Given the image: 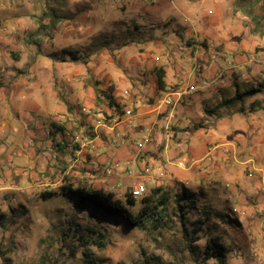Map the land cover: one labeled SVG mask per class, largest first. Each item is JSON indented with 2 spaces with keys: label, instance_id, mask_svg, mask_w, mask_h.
I'll return each mask as SVG.
<instances>
[{
  "label": "crops",
  "instance_id": "crops-1",
  "mask_svg": "<svg viewBox=\"0 0 264 264\" xmlns=\"http://www.w3.org/2000/svg\"><path fill=\"white\" fill-rule=\"evenodd\" d=\"M94 1L92 8L102 12L99 26L94 34H84L86 18L76 19L70 34L78 38L76 49L50 52L40 39V48L14 50L10 36H0V196L11 204L23 193L35 198L37 190L46 187L119 192L136 182L162 185L169 177L168 184L177 188L174 195L182 188L194 195L198 210L190 216H200L203 207L228 209L234 231L242 233L240 250L260 247L264 68L251 61L264 54L240 48L238 1L186 0L183 6L172 0ZM208 2L212 8L206 10ZM58 3L66 11L62 19L83 9L78 8L80 0ZM168 38L180 42L181 48L167 46ZM133 46L137 53L124 61L126 48ZM70 51L84 58L70 59ZM183 52L191 56L190 69L185 68ZM188 86L194 92L187 93ZM81 91L88 101L75 109L66 93ZM170 92L180 100L171 125L174 139L167 140L162 125L168 108L161 99ZM107 97L125 104V109L133 106L134 123L109 127L122 112H115ZM98 122L103 125L97 127ZM147 134L150 143L137 151L136 144ZM240 153L245 154L241 164L250 165L241 187L240 167L230 162L240 166ZM174 160H185L186 168ZM115 164L113 174L106 176ZM228 175L235 179L224 185L229 189L222 195L223 186L217 191V178L211 176ZM213 222L220 228L221 222Z\"/></svg>",
  "mask_w": 264,
  "mask_h": 264
},
{
  "label": "rangeland",
  "instance_id": "rangeland-1",
  "mask_svg": "<svg viewBox=\"0 0 264 264\" xmlns=\"http://www.w3.org/2000/svg\"><path fill=\"white\" fill-rule=\"evenodd\" d=\"M58 1L60 0H0V36L4 38L10 36L14 50L19 47L40 48L36 45L40 39L43 41L42 48L50 52L69 46L76 49V45L79 44L78 38L70 35L73 34L76 19L86 18L88 30L84 27L83 33L94 34L102 12L92 8L91 0H80L78 8L83 9L74 12L69 10L72 16L62 19L61 17L65 16L63 12L66 11L61 9ZM172 1L183 6L186 0ZM236 1L240 4V48L245 45L250 52L254 50L257 54H264V0ZM209 8H212V2H208L205 9ZM179 19L183 23L181 16ZM67 34H69L67 39L60 37ZM172 38L167 39L166 45L171 43L173 49L181 48V43L173 42ZM136 53V46H133L126 48L122 57L124 61L129 62L131 56ZM181 56L185 68L190 69L193 63L191 56L187 52L181 53ZM260 57L250 56V59L254 58L252 64L255 63L262 69L264 58ZM66 95L69 97V105L75 109L88 101L83 91ZM119 106L122 111L125 110V104ZM128 108L136 111L133 106ZM171 131L174 139L172 128ZM177 144L174 142L175 147H179ZM244 155L240 153V166L230 159L234 167H240V187L247 179L245 172L250 168V165L241 164ZM174 163L178 164L180 161L174 160ZM214 178H217L219 184L217 191L221 185L223 186L220 189L222 195L229 189L227 186L224 188V185L232 183L235 179L229 175L211 176V179ZM165 181L162 185L155 182L149 186L144 182L146 191L141 197L147 195L150 189H159L158 196L163 191L171 192L170 196H174L176 186L172 187V182L168 184L169 177ZM129 190L130 187L124 185L119 192H107L121 199ZM211 191L209 190V193L212 194ZM60 193L57 187L54 189L46 187L38 189L35 198L33 196L29 198L28 193H23L20 200L18 198L11 204L4 195L0 196V264H195L194 257L188 253L187 247L182 246L183 231L179 217L175 215L178 212L172 200L168 202L167 218L163 228L154 230L146 225L128 229L116 216L107 217L91 205L77 204L76 199L64 197ZM43 194L46 197H43ZM217 207L219 208L216 210H222L219 212L224 214V219L228 220L225 216L231 217L228 209ZM241 209L240 204V212ZM186 218L189 221H185V227L190 230L192 226L190 224L197 216L188 215ZM236 228V224L229 222L222 223L218 230L222 243L229 252H239L240 246L243 249L239 241L242 233L240 229L235 232ZM198 236L199 240L195 244L202 247L207 233L203 231ZM242 252V257L228 258L226 264H253L254 256H261L264 252V241L260 247H250ZM210 264L215 263L211 261Z\"/></svg>",
  "mask_w": 264,
  "mask_h": 264
},
{
  "label": "trees",
  "instance_id": "trees-1",
  "mask_svg": "<svg viewBox=\"0 0 264 264\" xmlns=\"http://www.w3.org/2000/svg\"><path fill=\"white\" fill-rule=\"evenodd\" d=\"M70 59L80 60L84 56L80 55L78 51L67 52ZM158 86L162 85V72L157 73ZM109 106L114 108L118 114L121 113V107L114 103L111 97H107ZM159 189H150L147 195L135 199L129 192H126L121 199L115 198L113 193L107 192L103 189H94L90 187H65L60 195L76 199L77 204L91 205L94 209L102 211L107 217L116 216L128 229L150 226L152 229L163 228L167 218L168 202L173 201L174 208L178 212L175 213L179 217L180 226L184 240L182 246L187 247L189 254L194 257L195 264H210L212 261L215 264H226L229 251L224 246L221 240L220 229L216 227V222L233 223L235 222L230 217L228 220L224 219V214L219 211H214L209 207H203L197 216L196 220L192 222L191 229L187 230L185 221H189L186 217L193 211H196V200L194 195L185 188L181 189L180 193L170 196V194L163 193L158 196ZM46 197L45 194L42 195ZM76 206V205H75ZM198 210V209H197ZM198 213V212H196ZM206 227V228H202ZM207 233L204 246L200 247L195 243L199 240L198 234L200 232ZM217 232V233H216ZM213 233V234H212ZM156 261V258H154Z\"/></svg>",
  "mask_w": 264,
  "mask_h": 264
},
{
  "label": "built area",
  "instance_id": "built-area-1",
  "mask_svg": "<svg viewBox=\"0 0 264 264\" xmlns=\"http://www.w3.org/2000/svg\"><path fill=\"white\" fill-rule=\"evenodd\" d=\"M136 1H156V0H136ZM208 14H210V12H207ZM185 23H188L189 20L188 18L184 19ZM217 54L214 52V56H216ZM227 65H231L230 62H227ZM187 93H192L194 92V87L193 86H188L186 88ZM180 100V95L175 93V92H170L167 93L163 96V98L161 99V103L164 106H167L168 111L166 113V115L164 116V120H163V130H164V135L166 137L167 140L172 139V131H171V125L172 122L174 120L175 117V112H176V107L179 103ZM82 112L87 113V110L85 108L81 109ZM134 113L131 109H125L122 111V113L120 115H116L113 120H112V125H110L109 127L112 126H117L120 124H126V125H131L134 123ZM101 125H103L101 122L97 123V127H100ZM151 141V137L149 134L145 135L137 144H136V150L137 151H142L145 146H147ZM72 149V146H70V150ZM178 167L180 168H186L185 164L180 162L177 164ZM118 165L115 164L114 166H112L111 168H109L108 170L105 171V175L106 176H111L113 174V170L115 168H117ZM148 171V170H146ZM146 191V188L144 186V184H142L141 182H136L135 184H133L129 190V193L131 194V196L135 199L140 198ZM243 252L240 250L239 252H229L228 253V258H234L236 257H242ZM253 264H264V252L261 256H254L253 258Z\"/></svg>",
  "mask_w": 264,
  "mask_h": 264
}]
</instances>
